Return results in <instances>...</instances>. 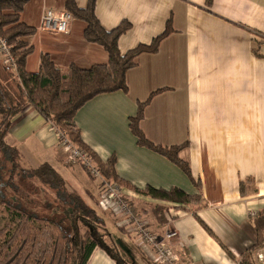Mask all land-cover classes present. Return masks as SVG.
Wrapping results in <instances>:
<instances>
[{
	"label": "crops",
	"instance_id": "crops-1",
	"mask_svg": "<svg viewBox=\"0 0 264 264\" xmlns=\"http://www.w3.org/2000/svg\"><path fill=\"white\" fill-rule=\"evenodd\" d=\"M65 2L30 0L24 7L21 21L35 28L22 38L34 46L28 71L40 70L43 55L63 70L108 62V52L85 38V21L72 18L66 33L43 27L46 11H63ZM77 3L86 8L88 0ZM96 14L108 31L131 23L119 40L122 53L150 44L168 23L170 30L158 51L138 55L126 91L97 95L77 112L84 142L102 161L115 156L116 174L132 187L178 188L196 197L170 202L124 189L141 208L156 206L144 210L152 231L162 233L169 223L177 230L174 242L185 264H240L244 255L250 264H264L253 248L255 220L264 214V0H97ZM148 98L140 129L156 145L185 144L179 157L193 177L138 143L131 119ZM6 140L30 166L51 164L72 190L63 171L82 183L90 201L77 193L102 215L113 239L103 238L87 264H119L128 250L137 264H158L133 223L109 219L95 197L100 179L68 161L57 128L33 105L15 116ZM116 230L121 236L114 239Z\"/></svg>",
	"mask_w": 264,
	"mask_h": 264
},
{
	"label": "trees",
	"instance_id": "trees-1",
	"mask_svg": "<svg viewBox=\"0 0 264 264\" xmlns=\"http://www.w3.org/2000/svg\"><path fill=\"white\" fill-rule=\"evenodd\" d=\"M29 1L0 0V36L10 47L16 66V69H12L0 56V215L6 217L5 226L0 228V264H87L93 250L104 243V218L80 194L72 189L68 191L65 179L51 164L45 162L32 167L25 163L20 150L8 144L6 136L15 116L26 106L33 105L66 134L70 142L86 151L107 178L154 199L181 203L195 200V196L178 188L166 190L148 186L141 191L132 187L116 174V157L100 160L84 142L75 123L77 112L97 95L127 90L128 70L137 64L136 59L142 52L159 50L170 25L168 23L166 30L150 44H140L122 53L119 40L131 27L129 21L124 20L108 31L96 14L97 0H88L86 8H80L77 0H66L65 10L73 18L86 22L85 38L108 52V62L89 68L71 65L63 70L56 67L48 55H43L40 70L30 72L26 63L34 52V46L22 38L34 33L35 28L21 21V13ZM150 98L139 104L137 114L131 119L132 131L138 143L167 157L193 177L188 163L179 157L185 144L171 147L156 145L140 129L139 121ZM81 167L95 178L86 165L81 164ZM24 180L40 182L52 189L57 209L41 214L40 209L34 206V192L23 191ZM241 186H244V181H241ZM59 208L65 209L62 210L64 217L56 216ZM157 208L163 212V207ZM68 219L71 220L69 225ZM255 223L258 243L253 248L256 249L264 243V214ZM81 227L86 229L82 235ZM117 262L124 264L125 260L120 257Z\"/></svg>",
	"mask_w": 264,
	"mask_h": 264
},
{
	"label": "built area",
	"instance_id": "built-area-1",
	"mask_svg": "<svg viewBox=\"0 0 264 264\" xmlns=\"http://www.w3.org/2000/svg\"><path fill=\"white\" fill-rule=\"evenodd\" d=\"M72 18V14L66 10L56 12L52 9H48L43 16L42 23L43 27L46 29L59 33H66L69 30ZM0 55H2L6 64L10 65L12 69H16L10 47H8L5 39L1 36ZM61 146L66 152L69 162L75 163L76 161H79L91 169V167L88 166V160H93L86 151L75 146L69 141V139L63 140L61 138ZM101 176L102 179H99L103 183V186L106 187V190L103 193V199H110L113 206L119 207L126 216L130 217L128 219L134 224L139 239L148 243L155 249L156 262L158 264H185V261H183L181 255L178 253L174 242L179 237V233L171 223L168 224V227L162 233L152 231L143 218L136 215V213L131 210V207L129 209L127 198L125 197V195L128 194L125 193L123 186L113 183L103 174H101ZM100 203L101 207L105 206L104 200H100ZM257 255L259 259L264 262V244L258 248Z\"/></svg>",
	"mask_w": 264,
	"mask_h": 264
},
{
	"label": "rangeland",
	"instance_id": "rangeland-1",
	"mask_svg": "<svg viewBox=\"0 0 264 264\" xmlns=\"http://www.w3.org/2000/svg\"><path fill=\"white\" fill-rule=\"evenodd\" d=\"M6 64V63H5ZM55 126V125H54ZM56 127V126H55ZM57 128V127H56ZM57 130H58V132H59V134H60V139L62 138L63 140H65V139H69L67 136H66V134H64L62 131H60V129H58L57 128ZM61 143V142H60ZM63 143V142H62ZM89 161V165L88 166H90L91 167V169L89 168V170H90V172L94 175V179H96V181L99 179V178H101L102 176H101V174H103V172L100 170V169H98V167H97V165H96V163H94L93 161H91V160H88ZM83 165V163H81V162H79V161H76L75 162V164L74 165ZM63 174H65V178L66 179H68L69 180V183L70 184H72V186L75 188V190H77V192H80L82 195H84L85 196V194H84V188L81 186V182L80 181H78L79 179L78 178H76L75 176L73 177V179H72V177L71 176H69L68 175V173H67V170L66 171H63ZM104 175V174H103ZM105 176V175H104ZM102 179V178H101ZM107 179H110V178H107ZM110 181H112L113 183H117V184H120L121 186H123L121 183H119V182H116V181H113V180H111L110 179ZM99 183H101L100 185H99V190H98V192L95 194V197H97V199H98V203H99V200H104V202H105V206H103L104 208H102V209H104V212H108V217H109V219L110 220H112V221H114V218L116 219V220H118V219H122V221L125 223V225H128L129 223H132L128 218H130L129 216H126L122 211H121V209L119 208V207H116V206H113L112 205V201L110 200V199H103V193L105 192V190H106V187H104L103 186V183L102 182H100V180H99ZM69 189H68V191H70L71 190V188L70 187H68ZM123 188L125 189V187L123 186ZM22 189H23V191L24 190H28V191H33L34 192V194H32V197L35 199V205L34 206H37L38 207V209H40V213L41 214H48L49 212H53V210H56L57 208H55L56 206V204H57V202H54V200L56 199V196L53 194V193H55L52 189H49V187L48 186H46V185H43L42 183H40V182H36V183H32L30 180H24V182L22 183ZM42 189H44L45 191H43ZM27 191V192H28ZM27 194V193H26ZM25 194V195H26ZM125 197L127 198V202H128V206H129V209H130V207H132L131 208V210H133V212H135L136 213V215H138L139 217H141V218H143L145 221H146V223H147V225H150V222H149V218H148V216L149 215H147V214H145V213H148V212H146L147 210L148 211H151V210H153V209H155L156 208V206L154 207V208H152L153 207V205L152 206H150V205H148L149 206V208H148V206H147V208H141V205H144V204H138V202H137V200H136V197H130V196H128V195H125ZM85 198H86V196H85ZM87 199V198H86ZM88 201H90L89 199H87ZM98 206V208L100 209V205L98 204L97 205ZM137 209V210H136ZM62 210H65V209H62V208H59V211H58V213L56 214V216L58 217V218H61V217H64L65 215H63V212H62ZM144 210H146V211H144ZM48 211V212H47ZM102 216V215H101ZM148 220V221H147ZM70 219H68L67 220V224L69 225L70 224ZM119 221V220H118ZM149 222V223H148ZM5 224H6V217L4 216V214H1L0 215V228H3L4 226H5ZM105 227H106V225H105ZM106 229V230H105ZM104 229V232H102L103 233V238H106L107 239V241H109V243L113 240L112 238L110 239V240H108V238L107 237H109L108 236V232H110L109 230H110V227L107 229V228H105ZM166 230V229H165ZM165 230H159L160 232H164ZM85 231H86V229H85V227H81V235L82 234H84L85 233ZM112 234V233H111ZM118 236H121V233H119L117 230L114 232V239H117L118 238ZM114 242V241H113ZM259 248V247H258ZM257 248V249H258ZM118 251H121L119 248L117 249ZM123 254V253H122ZM133 254L132 255H130V251L128 250V252H127V258L125 259V264H137V263H135V261H134V258H133ZM246 256V255H245ZM139 259V258H138ZM245 258L242 256V257H240V259H239V262H240V264H243V262H244V264H250L249 263V261L248 260H244ZM137 260V259H136ZM140 260V259H139ZM139 260H137L136 262H138V264H141L140 263V261ZM75 261H77V259L75 260ZM144 261H146V260H144ZM75 263H77V262H75Z\"/></svg>",
	"mask_w": 264,
	"mask_h": 264
}]
</instances>
